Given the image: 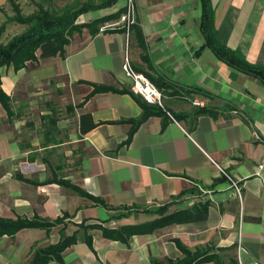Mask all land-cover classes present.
I'll return each instance as SVG.
<instances>
[{
    "label": "crops",
    "instance_id": "1",
    "mask_svg": "<svg viewBox=\"0 0 264 264\" xmlns=\"http://www.w3.org/2000/svg\"><path fill=\"white\" fill-rule=\"evenodd\" d=\"M85 1L99 5L104 0ZM211 1L219 40L264 67V0ZM17 2L23 7L30 0ZM126 3L117 0L89 11L78 23L122 14ZM135 5L152 70L141 58L133 30L128 38L121 24L95 35L84 28L65 47L64 56H41L39 51L38 61L19 71L2 68V88L12 97L13 108L20 93L34 98L32 88L41 96L51 84L69 88L68 107L74 110L68 121L58 119L54 124L12 121L0 103V218L39 216L54 221L69 214L67 225H58L49 234L31 228L0 237V264H29L38 248L76 232L77 243L63 253L64 264L166 263L184 257L180 245L193 252L209 247L210 255H218L224 264L231 257L239 264H264V85L205 47L202 0H135ZM9 8L8 0H0V22L6 20ZM126 59L137 72L148 70L170 85L163 95L166 111L146 104L132 91L133 81L124 71ZM94 86L111 90L85 101ZM199 99L203 105L197 106L194 102ZM149 107L155 112H147ZM201 107L209 111L197 113ZM178 114L184 116L176 119ZM144 116L130 137L132 121ZM62 130H67L70 143L81 144V160L77 169L57 176L61 166H51V158L56 161L63 154L57 145ZM50 139L53 143L45 146ZM32 144L37 146L33 150ZM218 166L238 182L240 195ZM18 174L41 182L50 175L65 177L105 206L56 183L28 184ZM190 189L196 192L188 193ZM169 203H173L169 214L204 204L207 212L195 221L133 236L129 244L104 237L101 229L86 232L79 227L143 224L158 218L146 209ZM87 235L92 236L91 246Z\"/></svg>",
    "mask_w": 264,
    "mask_h": 264
},
{
    "label": "trees",
    "instance_id": "2",
    "mask_svg": "<svg viewBox=\"0 0 264 264\" xmlns=\"http://www.w3.org/2000/svg\"><path fill=\"white\" fill-rule=\"evenodd\" d=\"M116 1L117 0H104L101 4L95 5L88 1L82 2L81 0H74L71 4H67L61 9H51V5H54V7L58 6L57 4H53V1L51 0H39L38 2H36V0H30V2H32L36 7V10L31 15L26 16L22 13L21 6L17 0H8L13 7L15 15L11 17L7 16L6 21L0 25V40L6 31L8 24L14 23L26 26L23 33L15 35L6 44L0 43V103L6 110L9 120L13 121V119H22V117H24L23 108L26 105L22 104L16 110L13 109L12 97L7 95L2 88V68L13 66L16 71H19L25 68L28 62H37L39 51H41V56L57 54L64 56L65 47L70 43L75 34L81 33L84 28H87L92 35H95L99 32L101 26L112 19L120 18L121 14L96 19L87 24L78 23L79 17L89 11L111 6ZM202 5L203 18L201 27L206 39L205 47L210 48L216 56L228 66L256 78L264 85V67L249 62L235 50L223 44L218 38V30L215 24V10L212 1L202 0ZM131 30H133V33L142 48L141 58L143 62L147 65L148 69L152 70L153 66L149 57L145 37L137 22L132 25ZM144 74H146V76L149 77L150 80L162 91V94L165 95L166 90L169 89L170 85L164 82L163 79H156L146 71H144ZM80 84H85V82H80ZM110 90L111 89L105 86H94L93 91L86 97L85 101L94 94ZM195 91L197 90L194 89L193 92ZM67 110L72 112L74 109L72 106H69ZM153 110L156 109L149 107L147 112H155ZM49 111L52 112L51 110ZM208 111V109L201 107L197 113L201 114ZM51 114L52 113L49 115L41 114L42 120L51 121L54 124V121H57L58 119L57 117H52ZM146 116L139 121H132L134 123V129L130 137L135 131V128L146 118ZM183 116L184 115L182 114L175 115L176 119H181ZM52 143V139L47 140L45 146H49ZM16 177L23 182L36 186L56 183L73 190L82 197L89 199L94 202L95 205L105 206L102 199L94 197L80 187L73 185L69 180L65 179V177L58 178L57 176H54L52 179H47L44 182L36 179H26L20 174L16 175ZM192 192H196L195 189H190L188 191V193ZM172 204L173 203L166 204L155 210L146 209L145 212L156 214L158 218L139 225H127L120 227L119 229H107L98 224L86 225L85 223H82L79 227L84 229L86 232L94 229H101L104 237L120 240L129 244V241L133 236L152 234L156 230L172 224L195 221L200 213L205 214L207 212L206 204H204L196 206L192 210H178L169 214L168 209ZM67 218H69V214L67 213L62 217H58L54 221H49L39 216H35L32 219L18 218L17 220L0 218V237H3L4 235L15 236L21 230L31 228L45 229L49 234L54 227L58 225H67ZM77 234V232L72 236L62 234L58 243L38 248L33 254L29 264H49L51 261H57L64 264L63 253L69 247L77 243ZM86 241L88 245L91 246L92 236L87 235ZM180 249L184 254L182 259H168L166 263H160L153 260V264H202L212 261H215V264H224L218 255H210L209 252L213 249L209 247L206 249H197L193 252L183 245H180ZM229 264L239 263L236 258L231 257Z\"/></svg>",
    "mask_w": 264,
    "mask_h": 264
},
{
    "label": "rangeland",
    "instance_id": "3",
    "mask_svg": "<svg viewBox=\"0 0 264 264\" xmlns=\"http://www.w3.org/2000/svg\"><path fill=\"white\" fill-rule=\"evenodd\" d=\"M57 1L59 3L57 4L58 6L54 7V5H51L52 6L51 9L52 8L61 9L67 4H71L74 0H57ZM81 1L86 2L85 0H81ZM36 2H38V0H36ZM33 5L34 4L32 2H29L27 5L23 7L20 4L22 13L26 16L31 15L32 14L31 12L34 8ZM9 12L10 13H8L7 16L11 17L15 15L11 4H10ZM92 21H87L84 24L90 23ZM4 22H0V25H2ZM23 28L26 29V26L21 27V26H17V24H14V23L8 24L7 30L2 35L0 43L6 44L13 37V35H17L18 33H21ZM146 72L149 73L148 70ZM47 88L51 90L41 96H36L37 95L36 93H38V91L31 88L32 92L31 91L30 92L33 94V96H35L34 98H30V95H29L30 93L27 94L25 92L20 93L21 95L20 97L17 96L14 98L15 101H17V104L15 105V101H14L15 107L13 109L16 110L22 104L26 105L23 108L25 110L23 111L24 117L18 120L20 121H44L41 118L42 116L41 113H47V112L50 113L49 110H51L52 117H57V119H60L61 121H68L67 118L70 117V112L67 110V107L71 103V99L69 98V94H70L69 88L58 89L52 86L51 84L47 85ZM192 99H195V97H193ZM199 102L202 103V100L199 99ZM68 125L69 126L67 128L70 129V122L68 123ZM62 132H64L62 136L60 135L57 136V142H58L57 145L59 146L58 148L61 150V153L63 154L62 156L57 158L56 161H54V158H51L52 160L51 166L53 165H55L56 167L61 166V171L57 172L58 173L57 176H59L60 173H62L63 176L64 175L66 176V174L70 173L71 168L77 169L79 167L80 160H81V154H80V151L82 150L81 144L70 143V138L67 133V130H62ZM32 145H33L31 147L32 150L37 147L34 144ZM67 153L68 155L66 156ZM52 178H53L52 175L47 177V179H52ZM158 208H155V209H158Z\"/></svg>",
    "mask_w": 264,
    "mask_h": 264
},
{
    "label": "built area",
    "instance_id": "4",
    "mask_svg": "<svg viewBox=\"0 0 264 264\" xmlns=\"http://www.w3.org/2000/svg\"><path fill=\"white\" fill-rule=\"evenodd\" d=\"M124 12L121 14L119 22L117 24H109L101 27V31L114 28L116 25L121 24L126 29L127 37L131 34V27L136 23V5L135 0H127L124 7ZM124 71L126 75L132 79V91L141 97L146 103L164 109L166 111L164 96L161 90L147 77L145 74L137 72L126 59L124 64ZM197 106L203 105L199 101H195ZM221 173L229 180L238 195L241 194V187L238 182L228 174L225 169L218 166Z\"/></svg>",
    "mask_w": 264,
    "mask_h": 264
}]
</instances>
